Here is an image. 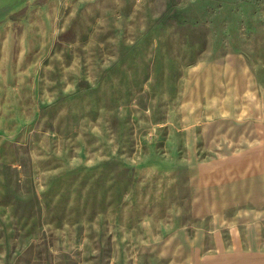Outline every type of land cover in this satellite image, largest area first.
<instances>
[{
    "label": "rangeland",
    "instance_id": "1",
    "mask_svg": "<svg viewBox=\"0 0 264 264\" xmlns=\"http://www.w3.org/2000/svg\"><path fill=\"white\" fill-rule=\"evenodd\" d=\"M263 168L264 0H0V264H264Z\"/></svg>",
    "mask_w": 264,
    "mask_h": 264
},
{
    "label": "crops",
    "instance_id": "2",
    "mask_svg": "<svg viewBox=\"0 0 264 264\" xmlns=\"http://www.w3.org/2000/svg\"><path fill=\"white\" fill-rule=\"evenodd\" d=\"M251 148H253V147H251ZM251 148L250 149L248 148L246 151L241 152L243 155L238 156V157H233L234 159L231 158V160L223 162V165L227 166V169L230 170V173H232V175L233 174L237 175V176L241 175L242 179L243 178L246 179V177L249 176V171H250V176H253V174H254L253 169L255 168L256 164H255V161H252L253 149H251ZM243 171L245 172L244 175H243ZM247 210H249V209H247ZM241 211L245 212V210H241ZM238 215H239V212H238ZM252 226L253 227H250V229H249V234H251L250 231H253V234H257L260 231L261 226H258L257 224H253ZM245 234H244V241H243L244 247H247V248L257 247V246L259 247L258 241L252 242L251 239H248V236H246ZM248 244H252V245H248ZM241 256H242V254H241ZM257 264H261V263L257 262Z\"/></svg>",
    "mask_w": 264,
    "mask_h": 264
}]
</instances>
